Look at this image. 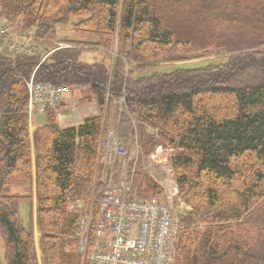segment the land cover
I'll return each mask as SVG.
<instances>
[{
  "label": "trees",
  "instance_id": "1",
  "mask_svg": "<svg viewBox=\"0 0 264 264\" xmlns=\"http://www.w3.org/2000/svg\"><path fill=\"white\" fill-rule=\"evenodd\" d=\"M0 10L44 50L70 46L42 63L34 51H0V264H89L66 251L78 221L67 207L77 186L100 188L99 145L114 106L119 138L136 130L145 156L159 144L174 149L172 179L190 208L178 220L174 264H264V0H0ZM31 76L77 89L97 115L61 128L49 110L30 132ZM33 184L38 242L19 213ZM150 196L163 191L137 170L131 197Z\"/></svg>",
  "mask_w": 264,
  "mask_h": 264
},
{
  "label": "built area",
  "instance_id": "2",
  "mask_svg": "<svg viewBox=\"0 0 264 264\" xmlns=\"http://www.w3.org/2000/svg\"><path fill=\"white\" fill-rule=\"evenodd\" d=\"M13 34V28L0 16V50L8 49L20 55L27 53L35 39L33 34L23 42L13 40ZM63 47L66 46L59 45L57 49ZM49 54H45L41 62ZM26 86L29 117L56 108L69 93L67 87L37 83L32 76ZM135 149L138 156L139 146L135 145ZM100 151L103 170L99 171L98 193L90 200L88 210L84 202L68 206V210L76 211L79 218L74 244L66 250L73 251L89 264H173L177 218L186 209H175L171 203L177 194L176 187L169 179L159 182L165 193L164 202L154 198H131L135 169L123 171L125 167L119 179L114 178L117 174L113 172L115 165L113 162L112 166L111 160H125L127 155L114 130H108ZM158 165L161 167L160 163ZM94 201L97 202L95 214Z\"/></svg>",
  "mask_w": 264,
  "mask_h": 264
},
{
  "label": "rangeland",
  "instance_id": "3",
  "mask_svg": "<svg viewBox=\"0 0 264 264\" xmlns=\"http://www.w3.org/2000/svg\"><path fill=\"white\" fill-rule=\"evenodd\" d=\"M70 31L69 30H62L61 31V37H64V36H69L67 39H71L70 37L73 36L72 34L69 33ZM19 36L17 35V38ZM99 55H102L101 53H99ZM95 56L94 53H86L85 55L82 54V59L84 58L86 61H91L92 57ZM209 59H213V58H209ZM200 61L202 62H205L207 61V59H201V60H196V61H192V62H183V63H170V64H167L168 66L170 65H188L187 67L188 68H195V67H199V66H202L203 64L199 63ZM170 68L172 67H165L163 70H169ZM81 98V93L79 92L78 94V97L76 98V101L78 103L79 100ZM116 123V118H112L109 123H107V127L108 128H113L114 125ZM150 134V132H148ZM120 139L123 141V145L125 147V149L127 150V155H126V161L125 160H119L117 158H114L111 160V163H112V166H113V162H114V165H115V168H113V172L114 174H117L114 175L115 179H119L120 177V174H121V170L123 168H125V170L123 171H126V170H132L135 166H133V162H134V159L137 158V149H135V143L137 142V140L133 139V138H121ZM142 150V149H141ZM158 153H162L163 150L161 148H159L158 150ZM99 153L102 152V151H98ZM173 153V152H172ZM165 153H163L162 155L161 154H158L157 157H156V160H161L162 156H164ZM116 159V160H115ZM139 160H137V165H136V170L137 168H143V170L145 171H148L150 169L147 168V160H149L148 156H145L143 154V151H141V155H139L138 157ZM168 163V162H167ZM97 168H98V172L103 170V162H102V157H100V159L98 160L97 162ZM165 170H167V164L166 163H162L161 164V167L157 168L156 172H151L149 174L153 175L157 181H159V179L161 177L164 176V172ZM119 174V176H118ZM99 178V177H98ZM98 178H97V181H98ZM91 191V194L90 196L88 197V194L89 192ZM33 194V193H32ZM94 196V194H92V190L90 188H86V194H84L83 190H81V186H77L76 190L73 191L72 193V198L71 200L75 201L77 199H81V200H91L92 197ZM81 200H77V201H81ZM175 207V209H179V208H184V205L179 202L177 200V203L173 205ZM19 213H20V216H21V219H22V222L23 224L26 226V223H28V226L30 224V215L28 217V208H27V205L22 203L20 204L19 206ZM28 219V221H27ZM27 221V222H25ZM2 248H3V244H2V240L0 239V252L2 251ZM37 257H38V253H37ZM40 260V259H39Z\"/></svg>",
  "mask_w": 264,
  "mask_h": 264
},
{
  "label": "crops",
  "instance_id": "4",
  "mask_svg": "<svg viewBox=\"0 0 264 264\" xmlns=\"http://www.w3.org/2000/svg\"><path fill=\"white\" fill-rule=\"evenodd\" d=\"M79 91L77 89H73L72 92L65 98L63 104L60 107L59 113L56 117V122L59 127L61 128H68L73 126H78L81 124L82 120L88 116L97 115V107L95 103L89 102L85 104L78 103L76 101V98L78 97ZM115 108V109H114ZM117 107L114 106L112 109H110V112L108 114V123L112 118L119 117L118 113L117 115L114 114L117 111ZM33 125L30 126V132L33 131L35 128L42 126L45 124L46 119L42 116H34L33 117ZM27 205V204H26ZM36 202L34 197V184H33V196H32V204L31 206L27 205L28 208V217L30 215L32 220V226L33 230L36 236V241L39 240V234L36 232L35 227V211H36ZM28 221V219H27ZM25 221V222H27ZM26 226L28 227V223H26ZM38 242V241H37ZM3 256V248L0 252V260ZM38 259H40V254L38 253Z\"/></svg>",
  "mask_w": 264,
  "mask_h": 264
}]
</instances>
